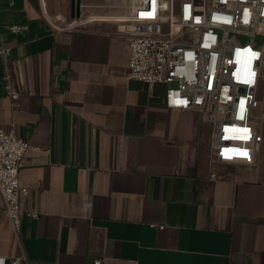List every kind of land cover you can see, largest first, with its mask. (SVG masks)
Wrapping results in <instances>:
<instances>
[{
    "label": "crops",
    "instance_id": "0c3cea01",
    "mask_svg": "<svg viewBox=\"0 0 264 264\" xmlns=\"http://www.w3.org/2000/svg\"><path fill=\"white\" fill-rule=\"evenodd\" d=\"M67 2L0 0V47L12 49L8 62L0 56V128L33 146L19 175L29 188L21 205L39 214L15 232L0 191V259L264 264V122L253 165L212 163L205 116L166 107L162 86L128 77L123 26L109 20L127 15L80 22ZM260 34L264 49V26ZM257 97L261 117L264 78Z\"/></svg>",
    "mask_w": 264,
    "mask_h": 264
},
{
    "label": "built area",
    "instance_id": "2783aa9c",
    "mask_svg": "<svg viewBox=\"0 0 264 264\" xmlns=\"http://www.w3.org/2000/svg\"><path fill=\"white\" fill-rule=\"evenodd\" d=\"M121 22L129 46L128 77L162 86L166 107L205 116L212 127V163L253 165L263 141L259 124L264 116L258 117L256 109L264 49L255 37L264 26V0H130V12ZM8 28L19 32L27 25ZM11 51L0 47L5 62ZM4 80L17 107L22 95L9 69ZM32 148L14 129L0 128V191L17 233L25 215L39 216L21 205L29 188L21 185L19 175ZM24 260L11 258L10 264ZM5 261L1 258L0 264Z\"/></svg>",
    "mask_w": 264,
    "mask_h": 264
},
{
    "label": "rangeland",
    "instance_id": "374dc122",
    "mask_svg": "<svg viewBox=\"0 0 264 264\" xmlns=\"http://www.w3.org/2000/svg\"><path fill=\"white\" fill-rule=\"evenodd\" d=\"M70 3L71 0H68L66 3V13L70 15ZM81 17L79 18L80 22H85L88 20L93 19H102V18H95V16H119V15H127L130 12V0H81ZM70 17V16H68ZM60 17L56 16L55 19L59 23L62 22ZM108 19V18H106ZM72 21V19H70ZM70 20H65L67 23H70ZM111 22L115 24L123 25V22L114 20L109 18ZM65 24L66 26L68 24ZM242 40H247L248 37H241ZM255 42L260 44L262 42V35L258 34L255 37Z\"/></svg>",
    "mask_w": 264,
    "mask_h": 264
},
{
    "label": "water",
    "instance_id": "95a60500",
    "mask_svg": "<svg viewBox=\"0 0 264 264\" xmlns=\"http://www.w3.org/2000/svg\"><path fill=\"white\" fill-rule=\"evenodd\" d=\"M70 16L73 19H78L81 17V0H71Z\"/></svg>",
    "mask_w": 264,
    "mask_h": 264
},
{
    "label": "snow or ice",
    "instance_id": "6c2138e0",
    "mask_svg": "<svg viewBox=\"0 0 264 264\" xmlns=\"http://www.w3.org/2000/svg\"><path fill=\"white\" fill-rule=\"evenodd\" d=\"M242 155H246V154H242Z\"/></svg>",
    "mask_w": 264,
    "mask_h": 264
}]
</instances>
